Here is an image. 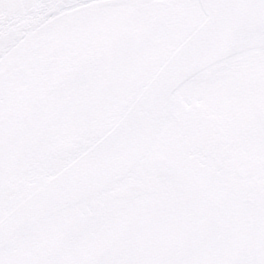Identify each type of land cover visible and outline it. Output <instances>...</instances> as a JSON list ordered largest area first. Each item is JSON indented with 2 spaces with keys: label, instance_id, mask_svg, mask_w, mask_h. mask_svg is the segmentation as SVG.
<instances>
[{
  "label": "snow or ice",
  "instance_id": "obj_1",
  "mask_svg": "<svg viewBox=\"0 0 264 264\" xmlns=\"http://www.w3.org/2000/svg\"><path fill=\"white\" fill-rule=\"evenodd\" d=\"M0 264H264V0H0Z\"/></svg>",
  "mask_w": 264,
  "mask_h": 264
}]
</instances>
